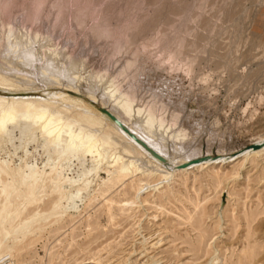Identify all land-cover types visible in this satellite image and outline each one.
<instances>
[{"label":"rangeland","instance_id":"374dc122","mask_svg":"<svg viewBox=\"0 0 264 264\" xmlns=\"http://www.w3.org/2000/svg\"><path fill=\"white\" fill-rule=\"evenodd\" d=\"M1 77L109 111L133 91L135 110L165 106L172 154L186 133L196 157L235 156L264 137V0H0ZM8 132L0 264H264V154L161 182L137 162L121 172V148L80 163L40 128Z\"/></svg>","mask_w":264,"mask_h":264},{"label":"bare ground","instance_id":"6f19581e","mask_svg":"<svg viewBox=\"0 0 264 264\" xmlns=\"http://www.w3.org/2000/svg\"><path fill=\"white\" fill-rule=\"evenodd\" d=\"M14 44L16 45L17 43L15 42L13 43V45ZM29 61L30 59H26L23 64L27 66H32L33 63H29ZM7 72L9 73L11 71ZM9 74V77H19V75L16 76V73V75L12 72ZM9 79L10 78H0V133L9 134V126L20 127L23 131L27 129L30 134L29 139L33 141L34 130L40 128L42 136L47 138L49 144L54 145V152L58 153L59 156L63 157L64 159H73L76 157L78 158V160H80V163H82L83 158L85 156L97 155L98 165H100V163H102V161L107 158V154L105 151H108L110 149L112 150V148H121L128 155H132L130 160H128L129 162H126L121 166V172L124 173V171L129 168V165L131 166L137 162L139 163V165L137 164V167L139 169H146L147 167L150 168L147 170H150L151 174H156L162 182L169 181V179L172 178V176L177 172L184 173L194 169L206 168L213 164L231 163L237 158H239V155L247 157L250 154H264V137L260 136L257 139L256 143L252 145V148H249L241 152L240 154L238 153V155L219 157L208 156L205 158H199L196 156L199 154L198 151L201 150L196 149V147H194L196 151H187V146H185L184 144V140L187 137V134L184 133L181 134L182 136H180L179 139L175 140V144L172 149L174 154L173 155L167 148V140L164 135L161 133L159 135L157 133L159 131L157 129V126L160 128V130H162L161 127L163 128V126H168L166 124L168 120H166L164 116V110L166 109L164 108L165 106L156 107L153 104L144 109L138 107L135 110L133 104L136 99L134 95L135 92L133 91H127L129 93H127L126 95L124 94L125 98H122L121 103L119 102L120 104L117 106V110L113 109L112 111H110L113 115L117 117L119 121H121V123L123 124L122 126L119 125L116 121H114L107 113L101 111L99 107H97V105H95L97 101L94 97H92L91 100H86L85 102L83 101V99H80V97L73 99V96L71 97V95L67 94L65 90L62 89L53 90L52 88V90H32V88L30 87L24 89L17 88L15 87V84L18 81L15 84H11L10 82L9 84L7 83ZM25 79L28 78L25 77ZM48 81H50L51 84L53 82L51 81V79H48ZM72 99L74 102H72L68 106L66 102H70L69 100ZM68 109H78V111L74 110L75 113L73 112V115L68 118H65L63 114ZM145 112L146 116L144 118H138L137 121L132 122V118L135 114H137V116L139 117L142 113ZM178 117L179 115L173 114L171 124L168 128L177 126ZM1 135L3 136V134ZM174 137L175 135L173 136V138ZM113 151L110 152L112 153ZM49 158L51 157L49 156ZM142 158L146 159L145 162L148 164L147 166L144 165L143 161V163H140ZM95 169H97V166H95L91 170L86 171L85 173H91L93 171H96ZM130 170L128 169L127 171ZM30 174H34L33 170L31 169ZM30 176L32 177V175ZM36 180H39L38 177L34 179V181ZM18 181L19 180H17V182ZM88 185L89 182L86 183L84 188H86ZM144 187L145 186L143 185V188H140V190L144 189ZM6 212H8V209ZM6 231L7 230H5L4 232ZM8 235L11 236L10 233ZM252 242L255 243L251 240L249 242V245L251 247H254L252 246ZM153 245H155V243Z\"/></svg>","mask_w":264,"mask_h":264},{"label":"water","instance_id":"95a60500","mask_svg":"<svg viewBox=\"0 0 264 264\" xmlns=\"http://www.w3.org/2000/svg\"><path fill=\"white\" fill-rule=\"evenodd\" d=\"M95 105H97V107H99V109L101 110V111H103L104 113H107L114 121H116L119 125H122L123 126V124L121 123V121H119L118 119H117V117L115 116V115H113L108 109H106V108H103V107H101V106H99L97 103H95ZM126 128V127H125ZM154 152V151H153Z\"/></svg>","mask_w":264,"mask_h":264}]
</instances>
